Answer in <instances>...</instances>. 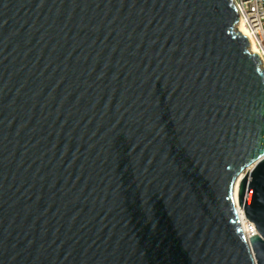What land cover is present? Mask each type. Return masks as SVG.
<instances>
[{"label":"water","instance_id":"obj_1","mask_svg":"<svg viewBox=\"0 0 264 264\" xmlns=\"http://www.w3.org/2000/svg\"><path fill=\"white\" fill-rule=\"evenodd\" d=\"M236 21L0 0V264H264V71Z\"/></svg>","mask_w":264,"mask_h":264},{"label":"built area","instance_id":"obj_2","mask_svg":"<svg viewBox=\"0 0 264 264\" xmlns=\"http://www.w3.org/2000/svg\"><path fill=\"white\" fill-rule=\"evenodd\" d=\"M237 15V25H242L251 39L259 68L264 71V0H231ZM255 232L254 227L247 229Z\"/></svg>","mask_w":264,"mask_h":264},{"label":"bare ground","instance_id":"obj_3","mask_svg":"<svg viewBox=\"0 0 264 264\" xmlns=\"http://www.w3.org/2000/svg\"><path fill=\"white\" fill-rule=\"evenodd\" d=\"M237 25V23L235 24V26ZM237 30L238 32L241 34V35H244L248 42H249V47H248V50L250 51V53H253L255 54V47L251 41V39H249V36L246 32V30L242 27V25H237ZM237 190H238V182L236 183V186L234 188V200H235V203L237 205V209L239 211V216H240V224L242 226V229L245 233H247V235H250L249 231L247 230L248 229V223L247 221L245 220V218L243 217V214H242V210H241V207L239 206L238 204V200H237Z\"/></svg>","mask_w":264,"mask_h":264},{"label":"rangeland","instance_id":"obj_4","mask_svg":"<svg viewBox=\"0 0 264 264\" xmlns=\"http://www.w3.org/2000/svg\"><path fill=\"white\" fill-rule=\"evenodd\" d=\"M234 30L238 32V30H237V25L234 27Z\"/></svg>","mask_w":264,"mask_h":264}]
</instances>
